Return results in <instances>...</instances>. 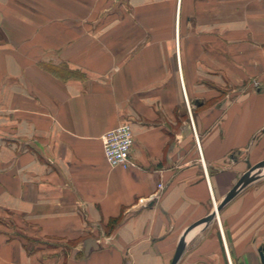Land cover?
<instances>
[{
  "label": "crops",
  "instance_id": "crops-1",
  "mask_svg": "<svg viewBox=\"0 0 264 264\" xmlns=\"http://www.w3.org/2000/svg\"><path fill=\"white\" fill-rule=\"evenodd\" d=\"M123 123L129 169L104 154ZM248 158L264 159V0H0V264H171ZM219 217L178 264H263L264 178Z\"/></svg>",
  "mask_w": 264,
  "mask_h": 264
},
{
  "label": "built area",
  "instance_id": "built-area-1",
  "mask_svg": "<svg viewBox=\"0 0 264 264\" xmlns=\"http://www.w3.org/2000/svg\"><path fill=\"white\" fill-rule=\"evenodd\" d=\"M103 144L105 159L110 167L129 169L136 166L131 159L135 139L130 123H123L108 131L103 137ZM229 261L233 264L230 258Z\"/></svg>",
  "mask_w": 264,
  "mask_h": 264
},
{
  "label": "water",
  "instance_id": "water-1",
  "mask_svg": "<svg viewBox=\"0 0 264 264\" xmlns=\"http://www.w3.org/2000/svg\"><path fill=\"white\" fill-rule=\"evenodd\" d=\"M264 170V161L255 165L254 167H250L249 171L246 172L236 183V185L233 187V189L226 195L224 200L216 206L213 213H211L207 218L197 222L193 226H191L186 233L183 235L181 240L178 243L175 256L173 258V261L171 264H178L181 257L183 256V253L186 249L187 239L191 232L199 229L201 226L206 225L208 226L213 220L217 218V215L221 212V210L227 206L232 200L235 199V197L241 193L243 190H245L247 187H249L251 184H253L262 174V171ZM94 240L88 239L86 241V252L89 253V251L92 248V244H94ZM261 260L264 264V246L259 249Z\"/></svg>",
  "mask_w": 264,
  "mask_h": 264
},
{
  "label": "rangeland",
  "instance_id": "rangeland-1",
  "mask_svg": "<svg viewBox=\"0 0 264 264\" xmlns=\"http://www.w3.org/2000/svg\"><path fill=\"white\" fill-rule=\"evenodd\" d=\"M258 87V86H257ZM263 161H264V159H263ZM263 161H261V162H263ZM259 163H261L260 161H258ZM257 161H251L249 158H248V165H247V171L246 172H248L249 171V168L250 167H254L255 165H257V164H259ZM245 172V173H246ZM262 178H264V170L262 171V174H261V176L253 183V184H255L257 181H259L260 179H262ZM253 184H251V185H253ZM233 201V200H232ZM231 201V202H232ZM221 219H220V221H218V219L216 218V220H213L208 226H206V225H203V226H201L200 228H199V230H198V232H197V234L196 235H200L199 236V239L201 238L202 239V243H200V247L199 248H205L206 247V243H207V237H210L211 238V236H215L216 237V235L217 236H219V237H221V234H220V232H219V227L221 228ZM195 235V237H197ZM201 235H205V236H201ZM198 238V237H197ZM193 239V238H192ZM192 239L190 240H188L187 241V244H186V247H188V246H191L192 244ZM221 239V238H220ZM221 241V240H220ZM41 244V243H40ZM40 244H38V245H40ZM43 244V243H42ZM196 244V243H195ZM33 245V246H32ZM49 245H51V244H49ZM57 245H59V247L61 246V244L60 243H58ZM188 245V246H187ZM221 247H222V252L224 253V255L226 256V251H227V249L225 250L224 249V245H223V243H222V241H221ZM29 246L30 247H34V246H37L36 244L34 245L33 243H30L29 244ZM52 246V245H51ZM61 247H63V248H65V252H67V249L69 250V247H65V246H61ZM219 249V248H218ZM185 251H186V249H185ZM184 251V252H185ZM72 253H74V251L72 252ZM221 254H219L218 253V256L217 255H215V261H214V263L212 262V264H220V260L222 259V257L220 256ZM221 257V258H220ZM227 257H228V255H227ZM229 258V257H228ZM226 259V262H227V258H225ZM204 260H201V263L203 262ZM205 264H211V263H205ZM228 264H229V262H228Z\"/></svg>",
  "mask_w": 264,
  "mask_h": 264
},
{
  "label": "bare ground",
  "instance_id": "bare-ground-1",
  "mask_svg": "<svg viewBox=\"0 0 264 264\" xmlns=\"http://www.w3.org/2000/svg\"><path fill=\"white\" fill-rule=\"evenodd\" d=\"M247 188H248V187H247ZM217 205H218V203L215 202V208H216ZM217 219H218V221H220V217H219V215H217ZM198 230H199V229H197V230L191 232V233L189 234V236H188L187 241H188L189 239H191V238H192V237L198 232Z\"/></svg>",
  "mask_w": 264,
  "mask_h": 264
},
{
  "label": "trees",
  "instance_id": "trees-1",
  "mask_svg": "<svg viewBox=\"0 0 264 264\" xmlns=\"http://www.w3.org/2000/svg\"><path fill=\"white\" fill-rule=\"evenodd\" d=\"M116 223H118V219L113 220L110 224L112 225V227H114L113 225L116 224ZM27 242L32 243V240L27 239Z\"/></svg>",
  "mask_w": 264,
  "mask_h": 264
}]
</instances>
